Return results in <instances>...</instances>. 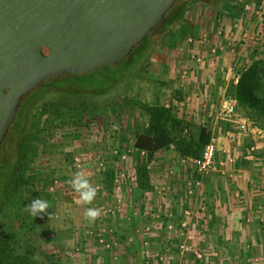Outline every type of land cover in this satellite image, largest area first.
I'll return each instance as SVG.
<instances>
[{
    "label": "rangeland",
    "instance_id": "374dc122",
    "mask_svg": "<svg viewBox=\"0 0 264 264\" xmlns=\"http://www.w3.org/2000/svg\"><path fill=\"white\" fill-rule=\"evenodd\" d=\"M191 1L194 0H182L175 6L146 45L131 56L127 65L123 63L117 73L84 74L85 87L70 83L51 87L23 104L22 107L26 106L20 134L7 147L11 173L18 163L19 150L26 147V143L37 147V156L26 172L21 207L13 211L15 206L10 195L0 211L2 231L8 229L3 225L13 219L10 225L16 237L12 249L22 254L32 252L37 264H168L159 257L164 255L165 248L150 244L145 238L144 224L131 229L123 220L127 216L129 220V214L135 210L167 207L170 193L167 186L170 185L166 184V178L162 181V177L169 173L171 179L174 178L176 169L170 172L161 164L155 165V169L148 171L151 172L149 183L154 174L156 187L152 188L151 184L147 190L141 189L136 168L144 164L146 155L135 150L133 144L136 135L147 128L148 106L170 102L175 113L186 114L178 108H183V104L173 101L181 98L180 90L170 89L165 92L167 96H163L165 88L158 73L165 60L164 34L183 23L179 16L182 11L194 9ZM198 2L200 0L194 1L193 5ZM122 73L125 75L121 76ZM115 74L116 86L108 91L106 89L116 81L107 77ZM95 90L98 93L106 90V93L93 95ZM81 99L89 101L86 103L88 112L75 117L72 110ZM190 104L195 107L189 106L187 110L193 112L204 107L200 101ZM79 171L97 188V196L90 204L80 199L71 184ZM9 182L10 178L5 183V194ZM189 182L193 184L192 180L184 184ZM39 197L48 201L49 209L33 217L25 207ZM184 199L187 201H179L184 207L186 204L190 208L194 206V200ZM178 205L177 202L175 206ZM89 207L101 210L95 222L86 219ZM158 233V238L163 236V232Z\"/></svg>",
    "mask_w": 264,
    "mask_h": 264
},
{
    "label": "crops",
    "instance_id": "0c3cea01",
    "mask_svg": "<svg viewBox=\"0 0 264 264\" xmlns=\"http://www.w3.org/2000/svg\"><path fill=\"white\" fill-rule=\"evenodd\" d=\"M192 7L181 19L183 23L164 34L165 60L158 76L165 88L164 97L170 89L180 90L182 99L173 101L183 104L186 111L178 108L186 114L176 113L177 117L194 128L207 127L218 136L215 168L201 178L183 162L184 157L174 145L157 152L149 171L157 164L165 171L176 169L174 178L169 173L162 177L170 185L167 207L135 210L129 220L127 216L120 221H126L131 229L144 224L145 238L165 248L159 257L168 264H197L195 253L203 254L204 264H264V130L254 126L243 110L240 112L250 125L245 133L229 120H216L215 116L218 109L225 108V97L232 94L234 79L253 62L264 59V29L260 35L259 19L245 16L235 0H200ZM195 101L203 103V109L187 110L195 107L190 104ZM162 105L171 108L170 102ZM152 177L153 188L156 179ZM199 178L201 189L191 191V183L184 184ZM184 197L194 200L192 208L179 203L187 201ZM177 202L180 206H175ZM170 223L173 231L167 228ZM185 223L187 227L182 229ZM159 231L163 232L160 238ZM185 242L194 252H180Z\"/></svg>",
    "mask_w": 264,
    "mask_h": 264
},
{
    "label": "water",
    "instance_id": "95a60500",
    "mask_svg": "<svg viewBox=\"0 0 264 264\" xmlns=\"http://www.w3.org/2000/svg\"><path fill=\"white\" fill-rule=\"evenodd\" d=\"M178 0H0V162L23 104L47 84L117 66Z\"/></svg>",
    "mask_w": 264,
    "mask_h": 264
},
{
    "label": "trees",
    "instance_id": "16d2710c",
    "mask_svg": "<svg viewBox=\"0 0 264 264\" xmlns=\"http://www.w3.org/2000/svg\"><path fill=\"white\" fill-rule=\"evenodd\" d=\"M194 1H191V6ZM180 2H182V0H178L174 4L159 26L164 23L166 18L174 10L175 6H177ZM185 14L186 11H182L179 16V21H181ZM154 32L155 30L152 31L144 39V41L135 48L130 57L123 63L127 65L131 56H133V54L136 53L142 45H146ZM170 32H172V30ZM122 64L117 66L105 65L101 69L96 70V72H100L101 74L104 72H110V74H114L117 73L116 71L119 70V67ZM116 75L117 74L111 78L107 77V79L114 82L117 79ZM123 75L125 74L122 73L121 76ZM83 78L84 75L58 79L41 87L29 98L32 99L42 90H48L55 86L62 87L67 83L85 87V83L82 80ZM116 83L117 81L114 86H110V89L106 90L109 91L113 89L116 86ZM106 90L99 93L95 90L92 93L93 95H103L106 93ZM230 96L237 100L239 112L240 110H243L244 115L249 116L255 126H258L257 128L264 130V59L256 60L240 75L239 83L234 86ZM30 100L28 99L27 101L29 102ZM87 102L89 101L81 99V101L75 104L72 110L75 117H81V115L88 112L86 106ZM25 106L21 108L14 124L11 126L9 136L4 140L2 145V160L0 162V211L3 209L6 198L10 195V199L15 206L13 207V211L18 210L17 208L21 207L22 186L27 183L26 172L32 162V159L37 156V147L33 144L26 143V147L20 148L18 163L15 166L14 173H11V162L8 157L9 149L7 150V147L9 146L10 141L16 139V137L20 134V121L23 116ZM146 112L148 114L147 128L145 131L136 135L133 144V148L135 150L145 153L146 155L144 164H138L136 168L137 183L139 187L144 190H147L151 185V183H149L148 165L153 161L157 152L166 150L170 148L171 145H174L181 156L199 158L201 157L203 149L211 136L209 128L204 126H196L194 128L192 124L184 121L183 119H179L173 109L167 108L163 105L155 104L153 106H148ZM43 114L44 113H42V115ZM260 122L261 124H259ZM8 178H10V182L7 185V193L5 194L4 187ZM12 220L13 219L11 217V222ZM10 224L7 223V225H3L4 228H8L3 229V231L2 227H0V264H37L32 252L25 251V253L22 254L17 250L12 249V241L16 237V234L12 231Z\"/></svg>",
    "mask_w": 264,
    "mask_h": 264
},
{
    "label": "built area",
    "instance_id": "2783aa9c",
    "mask_svg": "<svg viewBox=\"0 0 264 264\" xmlns=\"http://www.w3.org/2000/svg\"><path fill=\"white\" fill-rule=\"evenodd\" d=\"M235 5L238 8H241L245 14V16H251L254 19H259L261 31L260 35L263 34L262 29H264V0H235ZM200 62L201 59H198ZM240 76H237L233 84L234 86L238 85ZM226 106L224 109H218L215 113L216 120H229L235 128L238 129L240 132H248L249 131V122L244 116L239 112V106L237 100L232 96L225 97ZM207 112V111H206ZM259 135H262L263 132L257 131ZM218 144L219 138L215 133H211L209 141L205 145L202 155L199 158H192V157H184L183 162L186 165H191L199 177L208 176L213 169L215 168V161L218 151ZM252 151L255 152V148H252ZM199 178L190 186L192 189H201L202 187V179ZM189 188V187H188ZM191 189V191H192ZM187 225L182 224L181 228H186ZM168 230L173 231L174 225L169 224L167 227ZM185 233H182V235ZM181 253H190L194 252L193 248L187 243H182L180 245ZM196 259L198 260L197 264H204V257L201 253H195Z\"/></svg>",
    "mask_w": 264,
    "mask_h": 264
},
{
    "label": "clouds",
    "instance_id": "9594fccd",
    "mask_svg": "<svg viewBox=\"0 0 264 264\" xmlns=\"http://www.w3.org/2000/svg\"><path fill=\"white\" fill-rule=\"evenodd\" d=\"M71 184L73 185L74 190L79 193L80 199L85 204H90L96 198L97 188L85 178L84 172H76L71 180ZM48 209V201L40 197L32 199L31 203L25 207V211L29 212L33 217L45 214ZM85 216L90 222H95V220L101 216V210L95 207H89Z\"/></svg>",
    "mask_w": 264,
    "mask_h": 264
}]
</instances>
